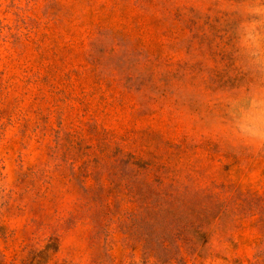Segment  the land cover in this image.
Listing matches in <instances>:
<instances>
[{"label":"rangeland","instance_id":"1","mask_svg":"<svg viewBox=\"0 0 264 264\" xmlns=\"http://www.w3.org/2000/svg\"><path fill=\"white\" fill-rule=\"evenodd\" d=\"M242 2L0 0V264H264Z\"/></svg>","mask_w":264,"mask_h":264},{"label":"clouds","instance_id":"2","mask_svg":"<svg viewBox=\"0 0 264 264\" xmlns=\"http://www.w3.org/2000/svg\"><path fill=\"white\" fill-rule=\"evenodd\" d=\"M237 67L248 74L239 87L218 96L222 112L215 128L236 146L264 148V0L234 5Z\"/></svg>","mask_w":264,"mask_h":264},{"label":"trees","instance_id":"3","mask_svg":"<svg viewBox=\"0 0 264 264\" xmlns=\"http://www.w3.org/2000/svg\"><path fill=\"white\" fill-rule=\"evenodd\" d=\"M200 228H201V225H198L197 231H198L199 233H201V232H200Z\"/></svg>","mask_w":264,"mask_h":264}]
</instances>
